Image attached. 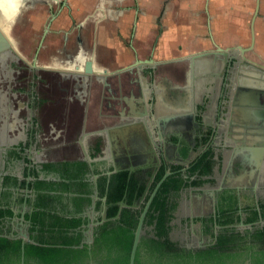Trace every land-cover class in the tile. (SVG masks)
I'll list each match as a JSON object with an SVG mask.
<instances>
[{
	"label": "flooded vegetation",
	"instance_id": "af4514ba",
	"mask_svg": "<svg viewBox=\"0 0 264 264\" xmlns=\"http://www.w3.org/2000/svg\"><path fill=\"white\" fill-rule=\"evenodd\" d=\"M23 1L28 24L42 0ZM53 3L34 45L0 27V264H39L30 246L51 241L73 264L129 262L137 232L138 264H264V64L247 56L260 55L251 30L247 45L193 60L130 48L101 67L90 15Z\"/></svg>",
	"mask_w": 264,
	"mask_h": 264
},
{
	"label": "crops",
	"instance_id": "0c3cea01",
	"mask_svg": "<svg viewBox=\"0 0 264 264\" xmlns=\"http://www.w3.org/2000/svg\"><path fill=\"white\" fill-rule=\"evenodd\" d=\"M67 1L77 19L90 15L92 21L84 33L91 34L94 27L93 43L101 52V67H112L132 58L130 48L139 59L167 61L233 46L242 33L238 4L250 0ZM61 19V26L68 24L66 15Z\"/></svg>",
	"mask_w": 264,
	"mask_h": 264
},
{
	"label": "rangeland",
	"instance_id": "374dc122",
	"mask_svg": "<svg viewBox=\"0 0 264 264\" xmlns=\"http://www.w3.org/2000/svg\"><path fill=\"white\" fill-rule=\"evenodd\" d=\"M46 1L48 2L49 0H42L38 2L33 1V5L35 4V8L28 9L26 11V14H30V12L33 13L34 9L35 11H37L35 15L33 16L31 15L33 21H30V23L28 24L26 23L20 24L18 22V19H16V21H13V23L10 25V30L13 32V34H17V37L19 36V39L21 42H25V40L28 38L33 45L37 42L38 35H35V34L40 31L39 27L42 26V24L46 22V19L48 18L47 13H49L47 11H43V8L46 6V4L47 6L51 5V8L52 7L56 8L57 6L56 3H53L55 0L51 2L49 1V3H47ZM259 1L260 2H259L258 13L254 21L255 38H256L254 50L256 52H259L260 55L254 56L252 53H250V54H247V56L264 64V0H259ZM227 6L228 4H224L225 9ZM238 6H239V13H240L239 14L240 32H242L240 34L238 44L247 45L250 41V30H249L250 20L253 14V10L255 8V0H250L249 2L247 1L240 2ZM218 7L219 8L217 9L219 10L222 9L220 5ZM51 8H50V11L52 10ZM65 15H66L65 13L61 14V17H62L61 20H63V16ZM58 25L60 24L57 23L55 26H58Z\"/></svg>",
	"mask_w": 264,
	"mask_h": 264
},
{
	"label": "trees",
	"instance_id": "16d2710c",
	"mask_svg": "<svg viewBox=\"0 0 264 264\" xmlns=\"http://www.w3.org/2000/svg\"><path fill=\"white\" fill-rule=\"evenodd\" d=\"M5 242V241H3ZM6 243V242H5ZM32 250L35 252L39 264H73L70 260L65 259L60 252H66L60 245L54 244V242H49L47 244H38L31 245ZM125 251L129 252V243L128 248H125ZM135 259V264H138ZM79 264H82L80 262ZM99 264H128V254L120 258H104L99 260Z\"/></svg>",
	"mask_w": 264,
	"mask_h": 264
},
{
	"label": "bare ground",
	"instance_id": "6f19581e",
	"mask_svg": "<svg viewBox=\"0 0 264 264\" xmlns=\"http://www.w3.org/2000/svg\"><path fill=\"white\" fill-rule=\"evenodd\" d=\"M25 6L26 1L23 0H0V27L5 33L10 34V25L20 17Z\"/></svg>",
	"mask_w": 264,
	"mask_h": 264
},
{
	"label": "water",
	"instance_id": "95a60500",
	"mask_svg": "<svg viewBox=\"0 0 264 264\" xmlns=\"http://www.w3.org/2000/svg\"><path fill=\"white\" fill-rule=\"evenodd\" d=\"M258 8H259V0H256L255 8H254V11H253L251 20H250L251 45L253 44V41H254V38H255V35H254V21H255V18L257 16V13H258ZM0 36H2V35L0 34ZM240 48L243 49V47H240ZM196 56H197V53L196 54H193V55H190L189 58L191 60H193ZM89 66H90V61H87L86 64H85V68L83 69V72L84 73L90 72L89 71L90 70ZM138 239H139V234L137 232L136 233V236H135V239H134V241L132 243L131 250H130V257H129L128 264H135L134 254H135V250H136V246H137ZM87 264H97V262L95 260H92L91 259V260H89V262Z\"/></svg>",
	"mask_w": 264,
	"mask_h": 264
}]
</instances>
